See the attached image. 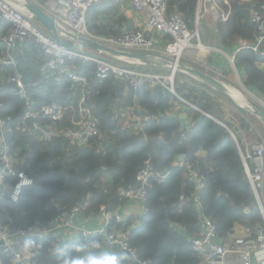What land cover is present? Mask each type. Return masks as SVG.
Listing matches in <instances>:
<instances>
[{
    "label": "trees",
    "instance_id": "obj_1",
    "mask_svg": "<svg viewBox=\"0 0 264 264\" xmlns=\"http://www.w3.org/2000/svg\"><path fill=\"white\" fill-rule=\"evenodd\" d=\"M111 1L103 12L114 15L116 5ZM164 1L167 14L179 15L187 28L194 31L198 0ZM260 1L228 0L223 7L228 12L227 20L217 22L214 38L204 40L199 35L200 43L222 49L234 46L238 49L237 41L254 45L257 33L249 23V15ZM91 8L87 14L94 21L98 15L90 14ZM90 20L86 18L87 28L99 35H123L103 26L98 29ZM8 28L9 24H0V38ZM5 54L16 60L17 67L0 70V121L5 122L3 144L16 161V171L25 174L32 184L21 190L16 202L9 196L0 202L1 227L23 230L44 227L60 212L75 207L87 218L119 212L130 203L122 193L139 188L137 177L147 162L154 172L166 177L151 180L143 214L109 227L128 234V245L140 261L201 264L190 241L203 217L213 222L218 243L231 239L240 227L249 230L252 239H256L258 232L264 235V218L242 161L244 149L239 138L235 135L234 141L230 135L233 123L223 120L219 106L212 103L214 92L209 88L186 75L175 76V92L196 108L182 106L187 109L191 123L186 128L183 119L171 115L173 104L179 102L161 86L133 90L127 81L113 74L100 80L92 62L66 59L75 73L84 76L87 85L83 88L81 83L70 81L58 71L44 70L49 58L34 40L12 49L0 41V57ZM263 63L264 55L248 48L239 49L234 57L235 67L242 72L244 87L261 97H264V71L257 65ZM16 73L22 76L26 95L38 110L50 107L63 111L56 123L41 120L42 127L55 132L76 130L81 120L79 111L84 109L100 135L86 143H73L59 136L43 142L38 132L29 131L31 121L23 120L25 102L8 81ZM134 108L141 117L138 129L123 127L120 111ZM180 156H183L181 161ZM7 180L12 187L17 183V178ZM103 240L101 236L87 241L79 237L59 241L30 237L28 243L36 246V264H80L86 257L89 261L101 260ZM94 244L98 247L92 248ZM125 257L123 261L127 262Z\"/></svg>",
    "mask_w": 264,
    "mask_h": 264
},
{
    "label": "built area",
    "instance_id": "obj_2",
    "mask_svg": "<svg viewBox=\"0 0 264 264\" xmlns=\"http://www.w3.org/2000/svg\"><path fill=\"white\" fill-rule=\"evenodd\" d=\"M29 1L38 6L46 15L53 18L59 28V38L71 42L67 34L77 38L98 43L102 46L112 48L118 51L149 53L153 56L156 52L152 49L151 40H148L141 32L132 31L124 33L120 37L101 38L91 35L87 32L86 13L89 8L96 5L100 0H0V24L7 23L9 28L6 34L0 38L9 49L16 47L27 40H34L40 50L49 58L44 70L50 73L58 71L64 74L70 81L81 83L84 88L87 83L84 77L75 73L73 66L67 64L66 59L78 58L86 62L95 64L96 76L103 80L108 74H113L117 78L124 79L128 85L137 90L143 86L156 87L161 86L176 96L174 89L173 73L155 74L142 72L133 69L132 66H115L110 61L96 56L93 53L84 52V49L73 51L59 45L54 39L53 34L45 32L39 25L34 23L29 15L13 4L22 6ZM250 2L252 0H239ZM130 6L137 12H146V24L149 29L159 33L162 36L170 37L169 42L162 50L167 57L175 60V67L180 63L184 50L191 48H201L198 34V16L194 31H190L179 15H168L164 0H129ZM208 5L210 11L215 12L216 16L222 21L227 20L228 16L222 13L218 14L215 7V0H198V7ZM249 23L256 30V39L254 45L243 44L242 48L251 49L257 52L264 44V0L255 6L250 13ZM196 40V45L193 43ZM72 43V42H71ZM170 66V65H169ZM2 67L16 68L17 62L9 54L0 57V70ZM9 83L14 85L16 95L21 97L25 104L23 109V120L31 121L29 131L38 132L41 140L50 142L53 137L59 136L73 143H86L88 139L100 135L95 123L88 117L84 109H80V122L76 130H66L55 132L51 129L42 127L41 120L51 123L58 122L62 116L61 109L50 107L38 110L34 103L26 95V87L23 84L22 76L15 74L9 78ZM1 82V80H0ZM176 98L180 99L178 96ZM5 132V122L0 121V202L7 196L16 202L21 190L32 184V181L23 173H18L15 169L16 161L10 155L8 148L3 144V134ZM242 161L253 194L262 199L264 193V142L252 144L244 149ZM166 176H160L154 172L146 162L144 169L138 174L137 181L140 186L136 191H126L122 193L125 200L130 204L140 207L142 214L143 203L145 202L147 191L150 188L152 179H164ZM193 177V176H192ZM8 178H17V183L12 187ZM198 187L201 184L197 181ZM81 213V209L75 207L67 211H62L53 220L44 227H30L27 229H6L0 227V264L4 260L7 264H36L37 250L35 245L28 243L30 237H50L56 241L60 240L63 232L67 238L79 237L83 240H89L95 236L104 238L101 243L107 249H118L125 253L128 264L136 262L138 264H148L140 261L135 252L128 245V234L122 233L115 228L109 229L112 225L120 224L123 217L118 211L103 213L104 226L100 231H87L78 229L76 232L73 225L74 218ZM112 226V227H113ZM191 248L200 258L201 264H264V235L257 233L256 239L250 238L249 230L238 228L235 235L224 243L216 242V229L209 218L203 217L198 232L192 237ZM94 244L92 248H97ZM233 261H228L229 257ZM103 258H101L102 260Z\"/></svg>",
    "mask_w": 264,
    "mask_h": 264
},
{
    "label": "crops",
    "instance_id": "obj_3",
    "mask_svg": "<svg viewBox=\"0 0 264 264\" xmlns=\"http://www.w3.org/2000/svg\"><path fill=\"white\" fill-rule=\"evenodd\" d=\"M113 1L116 5L115 9H114L115 10L114 15L112 12L111 13L110 12H103L105 6L109 5V3L112 1L111 0H100L96 5L91 6L92 8L90 7L91 8L90 14L93 13V14H97L98 16L95 15L94 21H91L90 17H88V14L86 13V15H87L86 18L91 21V24H94L95 26H97L98 29L103 26V27H106L108 30H110L113 33L123 34V33L132 32L134 30L139 31L145 37H147L148 40H151L152 49L156 53L160 52V51L162 52V50L165 48V46L169 43V40H167V39H171V38L166 37V36H162L159 33L154 32L151 29H149L147 27V24H146V20H147L146 12L135 11L130 6L129 0H113ZM240 2H242V1H240ZM227 3H228V0H215L214 6L217 7L216 9H217L218 14L222 13V14L228 16V12H224V9H223L224 6H227ZM208 8H210V6L208 7V5L198 7V3H197L196 10H195V17H194V30L196 27V19L198 16V25H197L198 34L201 37H203L204 40L206 38H210V39H212V37L214 38L213 35L215 33L216 24L218 21H220V20L222 21V19L219 18L220 15H219V17L216 16L215 12L210 11V9H208ZM109 17H111L110 20H109ZM249 18H250V15H249ZM87 24L88 23L86 22V27L88 26ZM87 32L91 35H95V36H98L101 38H109V37H105V35H99L98 33L91 31L89 28H87ZM194 42L196 43V40H194ZM199 42H200V39H199ZM237 42L239 45L238 49H236L235 46L232 48H229V49H222V48L217 47V46L206 47L200 43L201 46L204 47L203 49L199 48L197 50H194L195 48H191L189 51H192V50H194L193 52L201 51L202 53L206 54L207 58L204 60V57H202V58H200V60L203 59L205 61L204 64L202 63L203 65H205V67H202V68L208 74H210L209 72L213 73L214 74L213 76L218 78L220 81L224 82L227 86H232L234 88H237L240 84V86L245 88L243 85V82H242V72L240 69H237L234 65V57H235L236 52L242 48L243 44H247V43H241L240 41H237ZM72 43L77 45L80 49L83 48L85 50V52H87V53H93L96 56L104 58L107 61H110L111 63H114V64H118L120 66H127L125 63H123L121 61L110 59L108 57H104L100 53H98V52H96L90 48H87L84 45L79 44L78 42H72ZM255 53H260L261 55H264V44H262L260 46L259 50ZM141 54H145V55L148 54L147 56H151V57L153 56V55H150L149 53H141ZM190 55L188 57L189 59H191ZM152 59L153 58H151V60ZM153 62L156 64H162V63L157 62V61H153ZM129 67H131V66H129ZM257 67H258V69H261L264 71V63L258 64ZM132 68L136 69V67H132ZM197 68H200V67H197ZM137 69H138V67H137ZM199 70H202V69L200 68ZM80 76H82V75H80ZM190 79L197 82L196 80H194L192 78H190ZM197 83H199V82H197ZM245 89L247 91H249V93L252 94L258 100L259 103H255V105L258 106L262 111H264V97L259 96L253 90H250L247 88H245ZM173 96L176 98V96H178V95L176 93V96L175 95H173ZM211 96H212V98H214V100H212V103L214 105L219 106L220 111L219 110L218 111L220 112L221 116L223 117V120L224 121H226V120L232 121V123H233V128H232L233 136H232V138L234 139V141H236V139H235V135H236L239 138L243 149H245L246 147H248L252 144L264 142V140L255 141V142L250 141L255 136L260 137V133L253 130V128H252L253 123H258L260 129L264 128L263 123L257 117H255L251 114H248V113L247 114L240 113L235 108H232V106L230 104H228L225 100L223 102V99L220 96H218L217 94L212 93ZM179 98L180 99L176 98V100L179 103H174L172 106L171 115H176V116L178 115L181 119L184 120L183 121L184 127L188 128L191 126V123H190V120L187 118V111H186L187 109L183 108L182 106H185V107H188V108H191L194 110H196V108H194L191 104L185 102L181 97H179ZM246 103H247V106H249V102H246ZM134 109H129L126 111H120V113H121L120 114V124H122L123 127L130 128L131 126H134V129H138V126L141 123V117L138 116V109H135V110ZM241 120L244 121L243 125L241 124L242 123ZM239 121H241V122H239ZM252 134H255V135H252ZM243 152L244 151H242L241 154H243ZM119 213L123 217V220L125 218L137 219L142 214L140 207H136L130 203L125 204V206L123 207L122 210L119 211ZM73 225L75 227V231H73V232H76L78 229H85L87 231H100L103 229V226H104L103 215L100 214L97 216H90L87 218L82 213H80V214H77L76 217L74 218ZM62 238L63 239L67 238L63 232L60 235L61 240H62ZM101 251H102V254H101L102 258H104L105 255H116V256H119L120 259L122 258L121 263H125V264L127 263V262L123 261L124 255L121 256L122 253L119 252L120 254H118V252L115 249L109 250L103 245ZM87 258L88 257H86V260H88ZM229 260L233 261V258L230 256L228 258V261Z\"/></svg>",
    "mask_w": 264,
    "mask_h": 264
},
{
    "label": "water",
    "instance_id": "obj_4",
    "mask_svg": "<svg viewBox=\"0 0 264 264\" xmlns=\"http://www.w3.org/2000/svg\"><path fill=\"white\" fill-rule=\"evenodd\" d=\"M13 5L16 8L21 9L23 12L27 13L31 18V20L37 25H39L45 32L49 34H53V39L59 45L69 50L79 51L80 48L77 45L59 38V28L55 20L50 16L46 15L38 6L34 5L29 1L23 3L22 6L20 7H18V5L15 4ZM67 37L71 39L72 42H78L79 44L84 45L85 47L100 53L104 57L121 61L126 65L132 67L171 72L173 74H175L176 72L182 73L183 75H186L196 80L197 82L203 84L204 86L212 90L223 100H225L228 104L233 106L237 111L245 114L248 113L257 117L263 123L264 126V111H262L258 106H256L251 102H249V106L243 104L241 100L240 102H236L230 94V88L224 82L220 81L218 78L208 74L205 71H201L197 68L190 66L178 65L177 67H171L166 63L156 64L149 59V56L145 54L114 50L112 48L102 46L98 43L87 40L85 38H77L76 36H73L71 34H67ZM229 133L231 134V136H233L232 132L229 131ZM178 159L182 160L183 157L180 156ZM254 196L258 208L264 218V205L256 194ZM87 259L89 260V257ZM132 264H138V263L133 262ZM252 264H254V261H252Z\"/></svg>",
    "mask_w": 264,
    "mask_h": 264
},
{
    "label": "rangeland",
    "instance_id": "obj_5",
    "mask_svg": "<svg viewBox=\"0 0 264 264\" xmlns=\"http://www.w3.org/2000/svg\"><path fill=\"white\" fill-rule=\"evenodd\" d=\"M135 31V30H134ZM124 34V33H123ZM193 43L196 45V43L194 42V40H193ZM204 46V45H203ZM190 49H188L187 51H185L184 50V52H183V57L180 59V61H179V65H183V66H191V67H195V68H197V67H200L202 70L201 71H205L202 67H205V65H203L204 63H205V59L207 58L206 57V54H204V53H202L201 51H195V52H193L194 50H197V48L195 47V49L194 50H192V51H189ZM191 54V55H190ZM148 55V54H147ZM154 55H158L157 57L158 58H160V59H158V61L160 62V63H166L167 65H170L171 67H175V60H173V59H171V58H169V57H167V55H165V52H163V54L161 53V51L160 52H157V53H155ZM189 55L191 56L190 58L191 59H189L188 57H189ZM156 57V56H155ZM202 57H204V60L202 59V60H200V58H202ZM163 60V61H162ZM203 63V64H202ZM113 65H115L116 67L117 66H120V65H118V64H114V63H112ZM120 67H122V66H120ZM118 68V67H117ZM200 68H197V69H200ZM209 72V71H208ZM169 74L171 73V72H168ZM210 73V75H214L213 73H211V72H209ZM177 74H181L182 75V73H175V75H174V78H175V76L177 75ZM230 89H232L233 91H235V92H238V94H240L241 96H242V98L240 99L241 100V102L243 103V104H246L247 105V103L246 102H251V103H259L258 102V100L252 95V94H250L249 93V91H247L245 88H243L242 86H240V84H239V86L237 87V88H234V87H232V86H228ZM223 102H224V100H223ZM232 108H234L233 106H232ZM250 110H252V109H250ZM252 128H253V130H255V131H257V132H259L260 133V137H258V136H255V137H253L250 141H252V142H255V141H260V140H264V128L263 129H260V127H259V125H258V123H253L252 124ZM255 133V132H254ZM252 135H255V134H252ZM261 202L263 203V205H264V193H263V197H262V199H261Z\"/></svg>",
    "mask_w": 264,
    "mask_h": 264
},
{
    "label": "clouds",
    "instance_id": "obj_6",
    "mask_svg": "<svg viewBox=\"0 0 264 264\" xmlns=\"http://www.w3.org/2000/svg\"><path fill=\"white\" fill-rule=\"evenodd\" d=\"M123 255L125 254L122 253L121 256ZM80 264H121V259L116 255H105L100 261L81 260Z\"/></svg>",
    "mask_w": 264,
    "mask_h": 264
},
{
    "label": "bare ground",
    "instance_id": "obj_7",
    "mask_svg": "<svg viewBox=\"0 0 264 264\" xmlns=\"http://www.w3.org/2000/svg\"><path fill=\"white\" fill-rule=\"evenodd\" d=\"M151 58H153L152 59V61H157V62H159L158 61V59H160V58H158V57H154V56H149V59L151 60ZM158 58V59H157ZM163 61V60H162ZM230 94H231V96H232V98L236 101V102H240V99L242 98L241 97V95L240 94H238V92H235V91H233V90H231L230 89Z\"/></svg>",
    "mask_w": 264,
    "mask_h": 264
}]
</instances>
